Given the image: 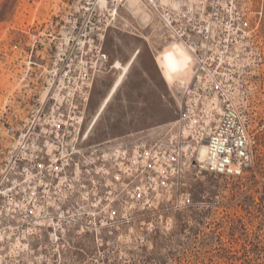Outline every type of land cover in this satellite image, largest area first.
<instances>
[{
	"label": "built area",
	"instance_id": "1",
	"mask_svg": "<svg viewBox=\"0 0 264 264\" xmlns=\"http://www.w3.org/2000/svg\"><path fill=\"white\" fill-rule=\"evenodd\" d=\"M21 1L25 20L0 43V264L43 234L168 222L194 204L193 175L246 181L264 202V0H139L141 36L183 43L191 78L173 120L96 143L87 109L115 69L105 41L131 15L128 0Z\"/></svg>",
	"mask_w": 264,
	"mask_h": 264
},
{
	"label": "rangeland",
	"instance_id": "2",
	"mask_svg": "<svg viewBox=\"0 0 264 264\" xmlns=\"http://www.w3.org/2000/svg\"><path fill=\"white\" fill-rule=\"evenodd\" d=\"M41 1V6L46 2L50 6L51 0ZM22 5L21 0H0V43L25 20ZM32 13L37 19L43 15L37 9ZM146 22L125 14L119 28L107 34L105 48L112 60L125 62L136 48L140 51L89 143L136 136L176 117L174 96L179 92L168 86L173 71L165 58L167 45L141 36L149 30L141 27ZM115 76L112 70L97 79L87 122ZM1 78L0 74V97L4 94ZM190 182L194 204L171 215L172 228L153 214L146 220L152 223L150 228L137 216L114 235L86 232L55 239L43 234L27 248L8 250L2 264H264V202L249 192L246 181L203 173L193 175Z\"/></svg>",
	"mask_w": 264,
	"mask_h": 264
},
{
	"label": "bare ground",
	"instance_id": "3",
	"mask_svg": "<svg viewBox=\"0 0 264 264\" xmlns=\"http://www.w3.org/2000/svg\"><path fill=\"white\" fill-rule=\"evenodd\" d=\"M127 5L131 9L130 10L131 16L139 17L141 20H148L149 15L144 10V7L139 2V0H128ZM41 7L47 8L48 2H46V5L43 4ZM34 10H36V9H34ZM37 12L40 14L43 13V11L40 9H38ZM33 14L34 13H32V15ZM33 17L35 18V16H33ZM174 44L181 46L182 50L185 51L191 57V60L188 63L187 67L180 65L181 56H180V53L173 48ZM166 45H167L165 48L166 54H171L173 57V61L176 62V64H177L176 71H173V73H171V80L169 79L168 86L180 88V86H182V84L185 85L187 82H189V80L191 78L192 55L189 52V50L184 46V44L179 42V41L169 42ZM139 51H140L139 48H136L134 50V52L130 55V57L127 59V61H125V62H122L120 59L115 60L116 64L114 66V68H115L114 70H115L116 76L113 79L111 85L109 86L106 94L102 97L101 101L99 102V105L97 106V109L94 112L92 118L88 122L89 131L87 134V139L93 133L98 121L100 120V118L104 114L105 110L108 108L109 104L112 102V100L118 94L121 86L124 84L128 73L131 71L134 63L136 62ZM117 64H119L120 67H116ZM205 153H206V146H205V144H203L199 149V158L200 159H202V157L204 158Z\"/></svg>",
	"mask_w": 264,
	"mask_h": 264
},
{
	"label": "snow or ice",
	"instance_id": "4",
	"mask_svg": "<svg viewBox=\"0 0 264 264\" xmlns=\"http://www.w3.org/2000/svg\"><path fill=\"white\" fill-rule=\"evenodd\" d=\"M164 3L167 4L170 7L179 8V4H176V3L169 4V0H164ZM173 48L180 53V56H181L180 65H182L184 67H187L188 63L191 60V57L185 51L182 50L181 46L174 44L173 45ZM191 50L193 52L195 51L194 48L191 49ZM165 58L168 61V67L171 68L172 71H176L177 64H176V62L173 61L172 55L171 54H167ZM116 67H120V65L117 64ZM169 79L171 80V76H169ZM41 167H43V166H41ZM168 227L169 228H172L173 227V221L172 220H169L168 221ZM25 247H27V246L25 245Z\"/></svg>",
	"mask_w": 264,
	"mask_h": 264
}]
</instances>
